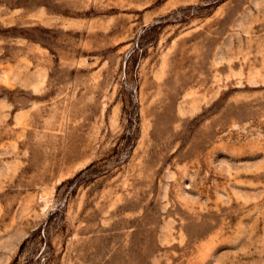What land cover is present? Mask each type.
<instances>
[{
    "label": "rangeland",
    "instance_id": "obj_1",
    "mask_svg": "<svg viewBox=\"0 0 264 264\" xmlns=\"http://www.w3.org/2000/svg\"><path fill=\"white\" fill-rule=\"evenodd\" d=\"M0 264H264V0H0Z\"/></svg>",
    "mask_w": 264,
    "mask_h": 264
}]
</instances>
